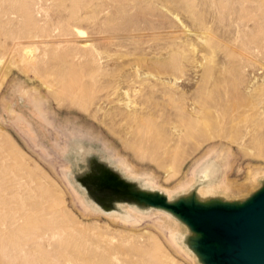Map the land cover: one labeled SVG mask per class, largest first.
Returning <instances> with one entry per match:
<instances>
[{"label": "rangeland", "instance_id": "rangeland-1", "mask_svg": "<svg viewBox=\"0 0 264 264\" xmlns=\"http://www.w3.org/2000/svg\"><path fill=\"white\" fill-rule=\"evenodd\" d=\"M82 1L97 16L93 26L76 23L71 37L111 35L93 44L97 63L85 70L96 73L82 72L79 80L38 43L36 69H27L8 52L12 37L0 34L4 212L23 215L21 197L43 213L57 212L58 224L78 233L81 249L94 252L91 264L128 263L130 247L152 242L163 261L200 264L187 248L186 227L170 214L128 204L103 214L78 179L96 171L88 169L94 159L168 200L190 190L201 200L227 201L255 191L264 181V0H191L188 7L182 0ZM14 26L0 18V30ZM200 174L206 182L198 187ZM1 224L0 264L49 263L16 245Z\"/></svg>", "mask_w": 264, "mask_h": 264}, {"label": "bare ground", "instance_id": "bare-ground-1", "mask_svg": "<svg viewBox=\"0 0 264 264\" xmlns=\"http://www.w3.org/2000/svg\"><path fill=\"white\" fill-rule=\"evenodd\" d=\"M182 1L185 2L187 7L189 6V4L191 2V0H182ZM0 2H1V5L2 4L6 5V6L3 5L2 7H0L1 23H2V21L4 22V20H5V21H7V25H9L11 27V24H13V25H15L14 28H16L15 31H12V29H11V31L9 30L10 32L9 31L7 32V30L6 31L0 30V34L4 37H12V43H11V45L9 44L10 48H9V50L8 49L7 50L9 53L16 55L17 58H19L20 61H22L25 64L27 69H29V70L30 69H32V70L36 69V66L34 64V60H36L35 57H36L37 50L39 48L35 47L33 44L38 43V44L42 45V47L44 46L43 49L45 52H47L46 55L48 54V52H50L54 57H56L61 62V65L63 64L64 65L63 67L66 68V69H63V68L62 69L67 70V72L73 78L79 80V78H81L82 72L84 73L83 75H85V74L88 75V73H92V74L96 73V69L94 71L93 70L90 71L91 69L89 71L87 70L88 72L85 70L87 67H90L91 64L97 63V58H96L97 56L94 55L93 44L97 41L98 37H100L101 35H105V36L108 35V37H109L111 35V33H109V31L108 32H106V31L105 32L95 31L90 35L89 40H86V41L81 40L82 38L84 40L83 34L81 32L78 33V35H79L78 37L77 36H75V38H73L74 36L71 37L72 33H74L75 31H78V29H79L78 26L76 27V25H75L76 23L86 22V23H89L90 25H92L91 23L94 22V21H92V19H93V17H95L94 15H96L97 11L95 12V11L89 10V9L84 10L83 7H85L86 2H83L82 0H46V1L45 0L44 1L43 0H0ZM46 2H50L51 3L50 6H48L49 4ZM224 5L225 4H223L222 7ZM226 6H227V4H226ZM226 9H227V7H226ZM51 10H53L52 13H51ZM100 11L101 10L99 9V12ZM101 12L103 13V11H101ZM99 16H100V14H99ZM76 34L77 33H75V35ZM16 40H18V42H16ZM81 42H84V44H80ZM27 43H30L31 45H33L34 49H31V45H29V44L27 45ZM50 60H51V58H50ZM52 60H54V59H52ZM38 62H39V60H38ZM58 64H60V63L58 62ZM39 65H40V62H39ZM80 69H83V71H80ZM64 72H66V71H64ZM66 76L68 77V75H66ZM68 78H70V77H68ZM75 83H77V82H75ZM77 87H79V86H77ZM178 131H180V130H178ZM4 165L6 166V164H4ZM203 169L205 172L204 178L209 180L210 177H209L208 165L204 166ZM4 170H5V168H4ZM16 170H17V167H16ZM3 173H4V171H3ZM4 174L2 176H4ZM19 174H20V172H19ZM8 176H10V174H8ZM12 176H10V177H12ZM3 179H4V177H3ZM13 179L14 178L12 177L11 181H13ZM29 180L31 181V179H29ZM15 181H17V179ZM20 182L22 184L21 180H20ZM31 182H33V181H31ZM3 183H4V181H3ZM17 184L19 185V181ZM7 185H10V184H7ZM25 186H27V185H25ZM23 188H25V190L27 189L26 187H23ZM200 188H198V190H200ZM12 189H13V187H12ZM28 189H30V188H28ZM38 189L40 190V187ZM0 191L2 192L3 190H0ZM7 191L11 192V190L10 191L7 190ZM32 192H33V190H32ZM37 192H38V190H37ZM200 192H201V190H200ZM21 193L22 192L19 193L20 196L23 194V193L22 194ZM30 193H29V195L28 194L27 195L30 196ZM14 194H15V192H14ZM25 194H26V192H25ZM40 194L41 193H39L38 195H40ZM16 195H14V196H16ZM41 195L42 196L41 197L38 196V198H40V199L43 198V194H41ZM47 196H50V195H47ZM206 196H204V199ZM17 197H15V198H17ZM6 198H8V197H6ZM10 198L11 197L9 196V199ZM18 198H17V200L19 201ZM207 198H209V197H207ZM0 199H1V196H0ZM21 199L23 201H21V200L20 201L23 204L20 208H18V207L17 208L20 209V211L24 209L25 212L23 213V215H17V216H15L11 211L4 212L3 207L6 206L7 204L5 205V203H3L4 198H3V201L0 200V223H2L1 225H6L5 227H7V234L10 237V239H12V241L16 245H19V247H22V248L24 247V248H26V250L28 248V250L30 249V250H33V251L39 253L40 254L39 257H41L42 260L49 262L50 264L52 262H57V261L58 262L61 261V263L63 261V262H67L69 264L70 263L71 264L76 263V262L79 263L80 261H83V262H89L91 264L90 261H92L91 258H93V256H94V254H92V253H94V252L92 251V253L88 254L87 252H85L86 249L85 250L81 249V246H80L81 244H79L80 243L79 235L75 236L76 233L74 234V232H72L73 230L70 231L68 229H64L65 227L64 228L61 227L62 221H61L60 225L58 224L59 221H57V220H61V219L59 217L57 218V214H56L57 212H48V213L45 212V213H43L42 210H39L41 208L40 202H39L40 208H37L36 206H38L37 205L38 203L36 202V200H35V202H36L35 203L36 205H35L34 203L25 204L24 200H26V198L23 199L21 197ZM46 199L49 200L50 197H49V199L48 198H46ZM199 199H200V197H199ZM6 202L9 203L10 201L6 200ZM11 202H13V200ZM15 203L16 202H14V204ZM8 205H10V204H8ZM14 208L16 209V207H14ZM9 209L11 210L12 208H9ZM42 209H43V207H42ZM54 215H56V218L54 217ZM126 218H129V217L127 216ZM64 222H63V225H64ZM5 227H4V229H5ZM153 241H154V239H153ZM91 243H92V241H91ZM130 248H129V252L131 253V259H129L128 263H127L126 259L123 260V261L126 260L125 261L126 264H172L170 261H165V260L163 261L159 257L158 252L160 250V246L156 242H152V244L149 247H143L140 245H133ZM87 254H88V256H91V257L86 258L85 255H87ZM37 257H38V254H37ZM117 260H121V259L118 258ZM113 261H116V260L113 259ZM123 261H122V264H123ZM106 262H108V260ZM49 263H47V264H49ZM113 263H115V262H113ZM113 263H109V264H113ZM79 264H81V263H79ZM86 264H88V263H86ZM118 264H120V263L118 262Z\"/></svg>", "mask_w": 264, "mask_h": 264}, {"label": "water", "instance_id": "water-1", "mask_svg": "<svg viewBox=\"0 0 264 264\" xmlns=\"http://www.w3.org/2000/svg\"><path fill=\"white\" fill-rule=\"evenodd\" d=\"M78 183L103 214L122 204L170 214L187 231L186 244L200 264H264V181L241 200L196 197V190L168 200L161 192L143 189L109 171L94 159ZM88 170V171H90ZM211 174H209V177ZM198 187L205 185L201 174ZM210 179V178H209ZM197 187V188H198Z\"/></svg>", "mask_w": 264, "mask_h": 264}]
</instances>
